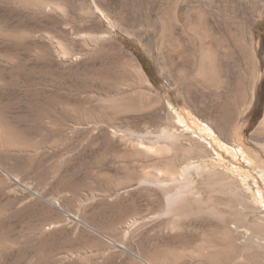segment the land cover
Masks as SVG:
<instances>
[{
	"label": "rangeland",
	"instance_id": "1",
	"mask_svg": "<svg viewBox=\"0 0 264 264\" xmlns=\"http://www.w3.org/2000/svg\"><path fill=\"white\" fill-rule=\"evenodd\" d=\"M263 37L264 0H0V264H150L134 254L148 251L147 236L159 249L178 237L147 224L131 252L120 249L121 214L157 210L144 194L125 193L136 171L182 178L170 188L191 179L184 189L196 190L202 209L239 222L230 242L239 264H264V142L255 136ZM165 127L178 140L157 138ZM130 138L159 141L163 153L134 155ZM238 174L251 187L243 195L232 186ZM198 236L192 254L216 234ZM192 257L175 262L206 264Z\"/></svg>",
	"mask_w": 264,
	"mask_h": 264
},
{
	"label": "bare ground",
	"instance_id": "2",
	"mask_svg": "<svg viewBox=\"0 0 264 264\" xmlns=\"http://www.w3.org/2000/svg\"><path fill=\"white\" fill-rule=\"evenodd\" d=\"M107 34H109V33H107ZM216 53H218V52L216 51ZM201 55H203V54H201ZM219 59H220V57H219ZM211 63L213 64V62H211ZM220 63H222V62H220ZM222 64H225V63H222ZM222 64H220V65H222ZM208 65H210L208 57L207 56H203V58L201 59L200 64H199V75L202 78L206 79V76H208V74H210V73L207 74V70L205 71V69H206V67ZM215 65H216V63H215ZM215 65H214V68H216ZM217 66H218V63H217ZM209 70H211V68ZM223 70H224V68L222 66V70L221 71L223 72ZM209 72H211V71H209ZM216 74H218V73L216 72ZM225 74H227V73H225ZM238 75L239 74H237V76ZM242 76H243V74H242ZM238 77H241V76H238ZM217 78L219 79L218 75H217ZM226 81H225L224 84H226ZM217 82L218 81H216L214 83H217ZM146 83L150 85V83H148V80H147ZM233 83H235V82H233ZM233 83H232V85H234ZM232 87H234V86H232ZM234 94L235 93H233V95ZM235 96H237V95H235ZM112 100H113V98H112ZM112 100H111V102H113ZM114 100H115V98H114ZM109 103H110V101H109ZM220 120H221V123H219L220 124L219 132H220V134L225 135L227 133L226 132L227 131V121H226V119H224V117H221ZM217 121H218V119H217ZM156 132L158 133V135L155 134V135H157V138H165V139H167L168 137H170V138H174V139L176 138V140H178L177 139L178 137H177V134H176L177 132H175L174 130H171V129L167 128V127L162 128L161 130L156 131ZM110 133H111L112 136H115V131L114 130H112ZM179 135H180V133H179ZM144 136L145 135H143V137ZM255 136H256V138L258 140H262L264 142V115H263L262 119L260 120V122L258 124L257 130L255 131ZM146 137L148 138L147 135H146ZM131 138L133 139V137H131ZM147 138H145V139H147ZM136 139H139V138H136ZM174 139H171V140L173 141ZM133 140L129 141V143H130L129 147H131V148L130 149L128 148V149L130 150L129 152L133 153L134 155L136 154L135 151H140V152L144 151V154L147 153V152L148 153L151 152V153H153L155 155H157V154H159L161 152L163 153L164 145L160 142L163 145V146H161L159 144V141H156V140L152 141L151 140L149 142V144H147V143H144L143 140H141V141H133ZM164 141H166V140H164ZM168 144H169V142H166V146L169 149H171L169 146L171 144H173V143L171 142V144H169V146H168ZM201 144L203 145L204 151L208 149V147H207V145L205 143H201ZM197 145L199 146V144H197ZM168 148L166 149V147H165L166 150H168ZM169 151H171V150H169ZM124 152H126V151H124ZM140 152H137V153H140ZM201 152L203 153V151H201ZM165 153H167V152H165ZM146 155H144V156L146 157ZM160 157H161V155H160ZM138 158H140V157H138ZM147 162H149V161H147ZM142 163H144V162H142ZM151 163H153V162H151ZM155 163L157 165L160 163L159 158H157L155 160ZM167 164H169V163H167ZM164 169H165L166 173H169V174L173 173V175H174V172H172L173 171L172 167H170V166L166 167L165 166ZM197 169L198 170L199 169L207 170V171L209 170V169H207V166H203V165L197 166ZM162 170L163 169H161V171ZM212 171H214V170H211V172ZM157 172H159V171H157ZM157 172H143V171L133 172L131 174L132 175L131 179L135 180L134 184H131V185L128 184L129 185L128 187L125 186L127 188L124 187L125 188V190H124L125 193L128 192L130 189H132V190H135L136 192H140V193L144 194L146 196L148 202L150 203V205L155 206L157 208V210L154 211L153 213L145 214V215H141V216H136V215L129 216V215H127L128 213L127 214L126 213H122L121 214L119 223H120V225L123 228V230H120V232L123 233L122 234L123 237H122L121 245L119 246L120 249H122V251L124 250L126 252L127 251L131 252L127 248L128 247L127 243H130V242L134 241L136 236H137V234H138V232L140 231V229H142L145 225L151 224L152 227H155L156 231H162V230H165V229H169L170 231L171 230H175L176 231V236L178 237V239L174 240L173 237H172V239H169V238L164 239V245L162 246L163 248L159 249L158 247H159L160 243L158 244V242H156V240H154L152 237H148L147 236L146 240H147V244L149 246L148 251H146L145 254H142L140 252H137V254L134 253L140 259L147 261V263H150V264H170V263L175 262V260H178L179 258L181 259V258L188 257V256L192 257L193 255H195L196 257L200 258V260H199L200 262H201V260H204L206 264H226L227 257L230 255V256L233 257L234 261L236 260L234 262V264H239V260H238V253L239 252L237 251V249H235L234 247H232L230 245L231 244L230 242L232 241V239L235 236H238V235L242 234L241 231L239 230V226H240L239 222L236 221V222H233V223L231 222L232 224L231 223L228 224V223L225 222L226 221V217H225L226 215L224 213H221V212L216 211L214 209H209V210H208V208L207 209L206 208L202 209L200 207V204H199L200 203V198H199L198 195L195 194L196 190L193 191L191 188H188L185 191V189H184L185 187L191 185V182H192L191 179H186V180L183 179V186L184 187H182V188L181 187L179 189L178 188H170L169 183L171 181L182 180V178L181 177H177L176 179H174V178L173 179H168V178H166V176L164 174L160 175ZM163 172L164 171H162V173ZM182 173L183 172L180 171V174H182ZM184 173H185V171H184ZM173 175H172V177H173ZM13 179L16 182L19 181V179L17 177H13ZM229 185H231V184L229 183ZM232 186H233V189L240 195H243V193H246V192H244L246 187L251 189V187L248 184V178L246 176H243L242 174H238L237 177H233L232 176ZM109 191H111V190H109ZM186 192L187 193L191 192L193 194V198H192V196L186 195ZM119 193H120V190L119 191H114V192H111V193H107V194H102V197L106 196V198H109V199H113V198L116 199L120 195ZM95 197H97V194H92L91 193V194H88V196H85V199L86 200H92V199H95ZM239 199H240V197H239ZM191 200L198 202V206H196V208H194L193 204L190 202ZM161 203H162V206H160ZM56 204L59 205L58 201H56ZM164 215H168V218L166 216L165 220H162L161 217L164 216ZM73 217L75 219L79 220V221H82L77 215L73 216ZM120 225H119V227H120ZM253 225L254 226L257 225L258 227L261 226V224L259 222L254 223ZM122 228H120V229H122ZM165 231H163V232H165ZM210 233H215L216 234L214 242L213 241L209 242L207 240V242L204 243L206 240H204V237H203L204 242L203 241L201 242L202 244L204 243L202 245V246H204L203 249L199 250L197 252V254H195V251H197V250L194 251V254H192L193 252L188 250L189 243L192 241V239H194L196 236H198V234H210ZM104 234H106V233H104ZM165 234L170 235L168 233H165ZM171 234H173V232H171ZM256 234H257V232H256ZM149 236H151V235H149ZM176 236H175V238H176ZM159 238H160V236L158 237V239ZM197 238L195 240H198ZM162 244H160V245H162ZM172 246H173V248H176V249L178 248V250H174V251H176V253L174 251L172 252V248H171V251H169V249L167 248V247L170 248ZM194 261H197V260L195 259ZM176 263H177V261L174 264H176ZM191 263L192 262L190 260L189 261L187 260L185 263L183 261V264H191Z\"/></svg>",
	"mask_w": 264,
	"mask_h": 264
},
{
	"label": "trees",
	"instance_id": "3",
	"mask_svg": "<svg viewBox=\"0 0 264 264\" xmlns=\"http://www.w3.org/2000/svg\"><path fill=\"white\" fill-rule=\"evenodd\" d=\"M263 38H264V37H263ZM263 81H264V80H262L261 83H260V87H261V88H262V85H263ZM263 89H264V87H263ZM256 117H258V116H256Z\"/></svg>",
	"mask_w": 264,
	"mask_h": 264
}]
</instances>
